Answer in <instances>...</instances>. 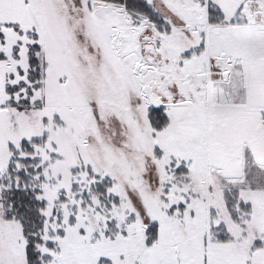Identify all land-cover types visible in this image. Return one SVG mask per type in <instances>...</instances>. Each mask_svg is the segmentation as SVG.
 Wrapping results in <instances>:
<instances>
[{"label": "snow or ice", "instance_id": "6c2138e0", "mask_svg": "<svg viewBox=\"0 0 264 264\" xmlns=\"http://www.w3.org/2000/svg\"><path fill=\"white\" fill-rule=\"evenodd\" d=\"M0 264H264V0H0Z\"/></svg>", "mask_w": 264, "mask_h": 264}]
</instances>
